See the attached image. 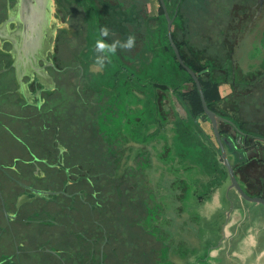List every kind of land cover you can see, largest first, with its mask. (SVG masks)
Listing matches in <instances>:
<instances>
[{"label": "flooded vegetation", "instance_id": "flooded-vegetation-1", "mask_svg": "<svg viewBox=\"0 0 264 264\" xmlns=\"http://www.w3.org/2000/svg\"><path fill=\"white\" fill-rule=\"evenodd\" d=\"M173 1L165 0L170 15ZM73 2L0 0V75L4 81L5 76H13L16 83L11 87L8 82L6 90L11 105L0 104V264H42L35 257L42 253L48 256L50 264H74L79 262V253L89 251L100 253L101 264L109 262L107 252L113 255L108 264L124 261L142 264L149 260V264H169L168 261L181 264L180 257L185 253H181L183 248L178 243L183 244L186 236L181 240L178 237L185 230H179L180 196L187 188L173 185V158H177L178 150L166 146L155 150L147 147L143 151L140 146L141 141L148 142L174 131L172 116L177 109L171 94L163 96L160 103L166 124L159 133L156 126H150L147 139L142 138L145 130L139 126L141 116L145 121L150 119L142 101L145 95L140 91L133 88L122 93L116 91L115 100L100 102L98 136L105 146L110 144L116 151L118 163L121 161L115 166L120 179L117 184L127 188L136 196L134 199L140 200L143 194L148 202L142 221L132 227L134 236L129 232L119 245L109 241L108 229L98 213L109 195L116 192L109 188L112 181L104 177L94 180L104 171L94 174L93 165L72 161V157L82 154L88 144L86 138L89 143L94 138L93 134L77 133L79 117L75 106L59 96L60 89L65 88L71 94V84L82 81L87 60L96 57L109 63L108 55L112 54L109 43L119 42L117 52L122 51L118 46L130 36L135 44L137 29L145 19H149L155 32L154 8L156 4L162 6L161 2L85 0V5L82 0ZM69 6H75L76 13L68 14ZM176 6V16L180 7L188 18L197 12L201 15L202 20L194 24L199 29L203 23L200 27L206 31L201 41L209 43H203L202 49L206 59L212 58L218 90L215 109H210L216 112L220 137L239 182L249 195L264 198V0H179ZM82 7L96 12L94 24L99 27L96 26L91 38L80 36L75 30V17H84L81 29L83 22L89 23L87 11L84 13ZM207 13L212 14L209 21L212 20L213 26L205 25ZM62 14L67 16L62 19ZM133 60L129 62L138 72L139 61ZM205 74L202 71L198 76ZM82 85L76 88L81 89ZM121 117L122 128L118 131L112 121ZM199 122L209 138L210 134L214 137L215 140L207 141L210 150L216 153L215 166L226 171L231 183L209 116ZM207 122L212 133L206 128ZM65 124L69 126L68 133L62 131ZM153 152L157 153L156 162ZM129 169L134 170L133 174H128ZM213 174L212 179L216 180V171ZM140 186H144L142 191ZM117 199L122 201L124 196L118 195ZM254 204L264 210L263 204ZM251 208L249 216L253 217L256 209ZM33 224L45 225L42 239L33 231ZM141 231L147 234V239L136 238L143 235ZM171 242L180 250L179 256L170 252ZM125 251L132 253L128 260L123 258Z\"/></svg>", "mask_w": 264, "mask_h": 264}, {"label": "trees", "instance_id": "trees-1", "mask_svg": "<svg viewBox=\"0 0 264 264\" xmlns=\"http://www.w3.org/2000/svg\"><path fill=\"white\" fill-rule=\"evenodd\" d=\"M82 1V5H85V0ZM120 1H123L125 4L129 3V0ZM178 1L179 0H174L170 7L172 16L175 15ZM87 14L89 23L83 22V24H85L83 25V28L81 29V27L78 26L75 30L79 32L80 36L91 38L94 30H96V26L93 22L96 12L94 9H90L87 11ZM159 14H161L163 23L159 19L160 23L157 25L155 32L152 31V26L148 21L149 19H145L140 28L137 29V40L131 48L121 47L119 45L118 47H121L122 51L117 52L116 48L113 50V45L108 42L109 48L112 46V51L110 49L112 54L108 55V52H106L109 63L102 61V59H96V57L89 59L90 61L87 60V65L85 67L86 75L82 78L81 82L77 81L73 86L71 84V94L68 93L65 88L60 89V99L71 101L72 106H75L79 117L77 126H75L77 133L93 134L92 138H94L91 143H89L90 140L86 138L88 144H85L86 146L84 147L82 154L80 156L72 157V161H76V163H80L81 165H93L94 174L103 170L104 173L95 177L94 180L100 181L101 178L104 177L106 180L112 181V186L109 188L116 191L114 194L109 195V198L103 206H101V209L98 210L101 218L100 221L108 229V236H110L109 241L116 245H119L121 240L128 236L129 232L130 235L134 236V229H132V227L142 221L146 209H148V202L143 194L139 197L140 200L134 199L136 196L133 197L132 193L127 188L119 187L117 184V181L120 179L117 176L118 172L115 170V166L121 164V161L118 163L116 151L112 150L110 144L105 146V141L98 136V131L100 130L97 124H99L98 116L100 115H98L99 112L97 114V111L100 108V102L115 100L117 94L114 92H127L131 88L136 89L145 95L142 101L145 103L144 108L150 119L149 121H145L144 117L141 116L142 119L139 126L142 129L144 128L145 132L142 131L141 134L142 138L146 139L149 136L147 130L150 126H156V133H159L164 126V123L166 124V115L162 112V108H160L161 98L165 95H176L188 111V121L181 118L177 112L173 113L172 116L173 126L176 132H179V135H177V140L179 142H184L182 139V131L186 136V132L191 130L193 122L200 126L199 119H206L208 117L205 113L196 82L191 74L179 63L174 48L169 41L167 20L162 6H159ZM196 14L191 15V19H189L186 16L185 10L180 7L174 20L173 36L176 44L180 48L185 62L198 74L202 71L206 73L205 76H200V80L209 107L215 109L213 106L216 104L218 90L216 86V77L212 70V58L206 59L208 57H205L207 55L204 54L201 49L197 48L193 42L185 39L188 35L192 34L191 26L193 23L199 21ZM210 16V14H206V21L212 19V16L211 18ZM80 21L82 22V19ZM180 22H183L184 24L188 22V25L181 26ZM178 25L182 36L184 37L183 41H181L179 37ZM201 25L202 24L200 23V26ZM197 30L198 29L195 27L193 33H197ZM192 35L195 36V34ZM66 36L68 35L66 34ZM191 44L193 45L192 47ZM189 50H192V55L195 57V60L188 58ZM149 51L150 54L152 52V56L137 72L131 62H129V60H133L130 57L134 58L133 63H135V60L147 57ZM198 55L206 60V64L201 63ZM174 65L176 66L175 69L173 68ZM207 68L210 69L209 72L206 71ZM99 69H102V72ZM88 79L91 80V83L86 82ZM186 84H191V87H187ZM79 85H82L81 89L76 88V86ZM85 85L86 90L84 89ZM89 85L92 86L91 89H89ZM185 85L187 87L186 90L183 88ZM90 121H92V123H90ZM68 128L69 126L65 124L62 126V131L68 133ZM207 132L208 131L205 128H202L201 132L198 133L200 134V142L204 146L210 148L208 145L209 142L207 141V139L209 140L210 138ZM153 134L154 132L150 133V135ZM77 142L79 145L80 141ZM108 142L110 143V141ZM83 143H85V141H83ZM213 157L214 164L216 165L215 152H213ZM204 164L208 166V162L204 161ZM106 167L108 168L107 172ZM133 172V169H129L128 174H133ZM135 174H137L136 171ZM140 175L143 174L141 173ZM140 180H143L142 177H140ZM143 187L144 186H140L141 191ZM118 195L124 196V200L121 201L117 199ZM141 234H143L142 231ZM143 235H139L136 238L147 239V234ZM132 244L133 241L128 246H131ZM106 254L109 256L108 261L112 262V253L107 252ZM131 255L132 253L130 251H125L123 258L128 260ZM78 257L79 262L75 261L74 264H101V255L95 251H89L82 254L79 253ZM149 261L142 264H149ZM109 262L105 264H108ZM123 264H132V262L124 261Z\"/></svg>", "mask_w": 264, "mask_h": 264}, {"label": "crops", "instance_id": "crops-1", "mask_svg": "<svg viewBox=\"0 0 264 264\" xmlns=\"http://www.w3.org/2000/svg\"><path fill=\"white\" fill-rule=\"evenodd\" d=\"M176 156L178 164L172 171V176L175 171L173 185L191 189L189 193L196 203L191 202V197L188 202L193 207L189 206V212L184 211L181 204L179 230L191 224L198 237L195 245L186 239L183 244L178 243L183 248L181 253H185L180 257L181 264H229L234 261L264 264V210L261 206L253 204L257 213L250 217L252 206L234 196L235 190L229 189L230 182L222 167L216 166V184H213L210 181L213 172L207 170L206 164L203 165L192 152L180 150ZM204 187H209V190ZM186 192L179 195L180 199ZM185 214L192 216L186 220ZM169 246L170 252L179 256L180 250H177L175 242Z\"/></svg>", "mask_w": 264, "mask_h": 264}, {"label": "rangeland", "instance_id": "rangeland-1", "mask_svg": "<svg viewBox=\"0 0 264 264\" xmlns=\"http://www.w3.org/2000/svg\"><path fill=\"white\" fill-rule=\"evenodd\" d=\"M68 1L69 2H72V1H74V2H78V0H63V2L64 3H68ZM73 2V3H74ZM71 5H73V4H71ZM70 7V6H69ZM71 9H70V11H69V9H68V11H69V13L68 14H70V12H72V13H76L75 12V6L74 7H70ZM82 9L84 10V13H85V11H87V9H84L83 7H82ZM205 11H207V10H205ZM154 13H155V21H156V24L158 25L159 23H160V20H161V22L163 23V20H162V18H161V14H159V5L158 4H156V6H155V8H154ZM81 14V13H80ZM63 16H64V14H62ZM74 15V14H73ZM96 15V14H95ZM197 16H198V20H202L201 19V15L200 14H198V12H197V14H196ZM210 15H212V14H210ZM67 15H65L62 19H64L65 17H66ZM75 16V15H74ZM81 16L83 17V14H81ZM211 17V16H210ZM78 18H80L79 16L76 18L75 17V19H74V23H75V29L82 23L80 20L81 19H78ZM84 18V17H83ZM83 18H82V20H83ZM160 19V20H159ZM189 19H191V18H189ZM93 22L94 23H96V18H95V16H94V20H93ZM191 22V21H190ZM180 24H181V26H187L188 25V22L186 23V24H184L183 22H180ZM203 24V23H202ZM95 25V24H94ZM164 25V24H163ZM205 25L206 26H213L212 25V20L211 21H205ZM95 26H97L98 27V25L96 24ZM154 26H155V22H154ZM178 28H179V37H180V39H181V41H183V39H184V37L182 36V33H181V31H180V27H179V25L177 26ZM195 27H196V25L193 23V25L191 26V33L192 34H194L193 33V30L195 29ZM199 27V29L197 30L198 32H199V34L197 35V33L195 34V36H193L192 34H191V36L190 35H188L185 39L186 40H190V42H193V44L195 45V46H197V48H199V49H201L202 51H203V46H204V44L203 43H207L208 41L207 40H205L204 42L203 41H201L202 40V36H203V33H206V31L203 29H201L202 27H200V25L198 26ZM73 28V27H72ZM177 28V29H178ZM103 29L105 30L106 28H105V26L103 27ZM173 29H174V25H173ZM76 35H77V32H76ZM185 36V35H184ZM190 37V38H189ZM74 42H76V40H74ZM209 43V42H208ZM193 45L191 44V47H192ZM208 52H210V51H208ZM203 53H204V51H203ZM148 54V56L147 57H143V58H141V59H139V60H137V61H139V62H137V65H136V67L137 68H139V69H141L142 67H143V64L144 63H146L147 61H149V58L152 56L151 54H152V52H151V54H150V51L147 53ZM150 54V55H149ZM200 55H198V57H199ZM188 58L189 59H193V60H195V57H193V55H192V50H189V52H188ZM200 58V60H201V63L202 64H206V60L205 59H202L201 57H199ZM143 60V61H142ZM175 65L173 66V68L175 69ZM6 77V80H8L7 81V83H5V81L3 80V78L1 77V75H0V104H2L3 102L4 103H6V104H8V105H11V104H9V102H8V100H10L9 98H8V96H7V94H6V90H7V88H8V82H11L10 83V86L12 87H15L16 86V83H15V81H13L12 80V77L13 76H5ZM187 85V87H191V84H186ZM186 85L184 86V88H186L187 89V87H186ZM172 97H171V101H172V104L174 105V107L177 109V112H179L180 113V115H182L183 116V118L185 119V120H188L189 119V116L187 115V111H186V109L181 105V103L179 102V100H178V98H177V96L176 95H171ZM164 102H166L165 100H164ZM169 108H166V110H168ZM123 120V117H121V118H119L118 120H116V121H112V125H114L115 127H116V129L118 130V131H120L121 130V128H122V126H121V121ZM127 120H128V118H127ZM124 127H125V131H128V129H127V124H126V121L124 122ZM154 128V127H153ZM206 128L209 130V132L210 133H212V128H211V125H210V123L209 122H207V126H206ZM174 131H175V129H174ZM171 132V131H168L167 133V136H163V137H159V135L157 136V137H155V138H152L150 141H148L147 142V140H144V141H141V144H140V146H141V149L144 151L145 149H147V147H149L150 149H152V150H155V149H163L164 147L166 148V146H167V148L169 149V148H172V149H174V150H178V151H180V150H184V151H186L187 153L188 152H192V154H194L196 157H197V159L204 165V161H206V162H208V166L206 167V169L207 170H209L210 172H213V171H216V166H215V164H214V157H213V152L210 150V148H208V147H206V146H204L201 142H200V134L198 133V132H201V127L197 124V123H192V127H191V130L190 131H187L186 132V136L184 135V133H183V131H182V139L184 140V142L182 143V142H179L178 140H177V136H176V134H175V132ZM179 133V132H178ZM179 135V134H178ZM260 135V134H259ZM167 137V138H166ZM210 138L212 139V140H215L214 139V137L210 134ZM211 140V141H212ZM213 142V141H212ZM165 145V146H164ZM215 145V144H214ZM180 149V150H179ZM137 150H138V147H136L135 148V153L137 152ZM174 152V151H173ZM145 153V152H144ZM157 155V153L156 152H153L152 153V157H153V159L155 160V162L157 161L155 158V156ZM172 158V157H171ZM174 159V166L175 165H177L178 163H176V159L175 158H173ZM157 164V163H156ZM174 170H175V167H174ZM173 176H175V171L173 172ZM211 181V183H213V182H216V180L215 179H212V180H210ZM204 188H207L206 190L208 191L209 190V187H204ZM187 192H186V194L180 199V203L183 205V208H184V211H187V212H189V206L190 207H193L191 204L193 203V204H196V203H194L195 202V200H194V198L190 195V193H189V191L190 192H192L191 191V189L189 190V189H187L186 190ZM233 194H234V196H236V197H238L239 199H240V196H239V194H238V192L237 191H233ZM192 197V198H191ZM190 198H191V202H188L189 200H190ZM243 200H245V199H243ZM245 202L246 203H250V204H254V202H250V201H247V200H245ZM191 209H193V208H191ZM192 212H193V210H192ZM256 213H257V211L256 210H254L253 211V213H252V215L254 216V215H256ZM191 216L192 215H186L185 214V219L186 220H188V219H190L191 218ZM188 218V219H187ZM171 223L173 224V226L175 227V223L174 222H172L171 221ZM33 231L35 232V233H39V237L42 239L43 238V236H42V233H41V231H42V229L45 227V225H42V224H33ZM148 227V226H147ZM193 226L191 225V224H187V227H186V229L185 230H183V232H181L180 234H178V237L180 238V240L182 239L181 237H184V235L186 236V239L187 240H189L190 242H193L194 243V245L196 244V239H198V237L196 236V234H195V231H194V229L192 228ZM203 234H205V233H203ZM201 239V238H200ZM39 256H40V258H39ZM35 257H37V259H40V260H42V264H50L49 262H48V260H47V258H48V256H46L44 253H42V254H39V255H35ZM54 259H56V261H58L59 262V260L57 259V258H54ZM39 260V261H40ZM235 262V261H234ZM229 263V264H239V262H236V263ZM59 264V263H57V262H54L53 264ZM167 263H169L170 264V262L168 261ZM166 264V263H165Z\"/></svg>", "mask_w": 264, "mask_h": 264}, {"label": "water", "instance_id": "water-1", "mask_svg": "<svg viewBox=\"0 0 264 264\" xmlns=\"http://www.w3.org/2000/svg\"><path fill=\"white\" fill-rule=\"evenodd\" d=\"M160 2H161V5L163 7V10H164L165 17H166V19L168 21L167 29H168L169 41H170L172 47L174 48V51L176 53V56H177V59H178L179 63L192 75L194 81L196 82L198 90H199L200 95H201V99H202V103H203V107H204L205 113L209 116V118H210V120L212 122L214 133H215V135H217L218 140L220 142V147H221V151H222V157H223V160H224V164L226 165V167L228 169V174H229V178H230V181H231L229 189H235L238 192L239 196H241L243 199H245L247 201L257 202V203H260V204L264 205V198L258 197V196L249 195L246 192V190L244 189V187L241 185V183L239 182V180H238V178L236 176L233 164H232V162H231V160L229 158V155L227 153L226 147L224 145V142H222V139L220 137V132H219L218 125H217V120H216V112L213 111L212 109H210V107L208 105V102H207V99H206V96H205V92L203 90V86L201 84V81H200V78H199L198 74L196 73V71L194 69H192L185 62L184 58L182 57L180 48L178 47V45L175 42V39H174V36H173V23H174V19H175L176 15L173 16V17L170 15V12H169V10L167 8L165 0H160Z\"/></svg>", "mask_w": 264, "mask_h": 264}, {"label": "clouds", "instance_id": "clouds-1", "mask_svg": "<svg viewBox=\"0 0 264 264\" xmlns=\"http://www.w3.org/2000/svg\"><path fill=\"white\" fill-rule=\"evenodd\" d=\"M104 33L107 34V30H106V29L104 30ZM118 43H119V42H116V43L113 44V49L117 46ZM133 44H134V38L130 36V37L127 39L126 43H124V44H122V45H120V46H121V47L131 48V47L133 46ZM100 47H103V45H100Z\"/></svg>", "mask_w": 264, "mask_h": 264}]
</instances>
